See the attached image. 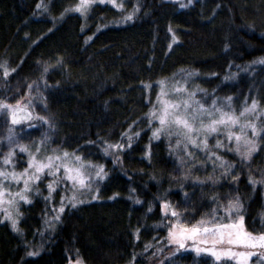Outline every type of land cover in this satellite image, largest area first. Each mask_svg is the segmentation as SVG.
Returning a JSON list of instances; mask_svg holds the SVG:
<instances>
[{
	"label": "trees",
	"instance_id": "trees-1",
	"mask_svg": "<svg viewBox=\"0 0 264 264\" xmlns=\"http://www.w3.org/2000/svg\"><path fill=\"white\" fill-rule=\"evenodd\" d=\"M77 3L0 0V65L10 69L5 77L0 68V100L15 104L39 86L59 150L103 164L107 178L91 186L98 191L77 189L82 202L66 201L58 220L53 206L72 194L71 183L61 180L48 198L51 178H41L39 192L20 205L22 231L0 214V264H156L158 248L162 255L178 249L166 246L173 218L162 215L163 200L180 213V224L211 225L226 222L220 205L238 196L247 230L264 233L262 141L248 158L225 140L227 147L216 149L213 139L209 149L188 148L189 157L176 137H153L158 123L148 117L156 84L189 71L198 74L204 92L195 97L205 105L231 97L237 109L253 99L264 107V64L257 62L264 58V0H126L122 9L93 6L86 19L67 13ZM258 124L264 128V117ZM105 142L124 145L117 164L103 154ZM209 150L233 165L228 173L218 161L213 168ZM14 160L23 169L27 156L17 151ZM174 263L212 260L188 253L166 264Z\"/></svg>",
	"mask_w": 264,
	"mask_h": 264
},
{
	"label": "snow or ice",
	"instance_id": "snow-or-ice-1",
	"mask_svg": "<svg viewBox=\"0 0 264 264\" xmlns=\"http://www.w3.org/2000/svg\"><path fill=\"white\" fill-rule=\"evenodd\" d=\"M189 3L192 0H188ZM91 3V0H81V3L77 5V9L83 13L87 10ZM114 3V0H113ZM39 6V5H38ZM186 7V5H181ZM132 13H129L125 19H130ZM258 63L264 64V58H260ZM0 68H3V75L6 77L10 71L6 65H0ZM47 71V68H45ZM191 75V73H188ZM227 79V77H225ZM160 85H164V81L159 82ZM31 89V85H29ZM39 86H37V92L40 99H43L42 93L38 91ZM171 92L178 95L176 100H162L161 97L164 95L163 88L160 94L157 96V101L160 103V108L153 109L148 113V117L155 119L159 122V126L155 127L152 130L153 137L159 139L162 132L172 135L173 132L178 137L176 140V147L183 145V150L187 153L189 157L192 156L191 152H188L189 145H192L200 149H209L208 137L213 133L219 134L220 132H225L227 140L231 141L233 138L236 141V146L234 151L239 152L241 157L248 158L251 156V153L256 148V142L253 139L247 137L246 128H251L253 135H258L259 131L256 127V124L253 122L245 121L241 123L240 119L234 115L232 112H226L223 107L218 106L217 100L212 99L210 105H205L199 99L195 97V90L188 91L187 87L180 84V82H175L171 89ZM229 108L231 107V97L223 98ZM32 105V98L26 101L25 104L21 105V101L17 100L15 104L7 103L6 100H0V109L7 110L11 115L12 125L19 124L23 120H31L33 113L29 111V106ZM257 107V101L252 100L251 105L243 108L240 116H243L245 113L253 112ZM20 113V115H18ZM37 119L39 121L46 122L48 124L49 130L54 128V124L49 121L46 116H39L37 114ZM151 122V120H150ZM238 125L240 128L239 132L232 131L233 126ZM29 128L35 127L34 124L29 123L27 125ZM8 143L15 147L14 137L15 131L12 126L8 128ZM138 135V133H136ZM243 138L244 150L241 151V141ZM131 135L128 136L129 143L131 142ZM49 140V137L45 133L43 141L41 143ZM22 152L28 153L27 167L23 168L21 171H16L14 166V156L15 152L13 147L9 148V151L3 155L0 160H2L3 165H12V168L9 170L5 167H0V210L3 211V219H7L11 222V226L14 231H22L19 228V217L22 213L19 211L18 202L24 201L26 203L31 202V197L28 195L29 192H39L36 182L41 179L42 174L47 171L49 175L55 177L54 180H50L47 184L48 189V198H51L55 187L61 180H66L71 182V187L73 189L70 196H61L59 207L53 206V211L55 213H62L65 208V203L70 202L74 207L76 204L81 203L82 201L78 199L77 189H87L89 191H98V189L93 190L92 184L98 179H103L107 173L104 171V166L101 164H93L92 162H85L81 156L75 153H69L63 150L52 149L50 154L43 155L40 158H37V154L40 153V147H37L35 152L29 150V148L23 144L18 145ZM122 144H109L105 142L104 151L107 152L108 149L123 148ZM170 149L173 145H169ZM216 148H225L227 145L220 139L215 140ZM208 158L212 160V166L215 169L217 167L216 162H219V167L223 169L224 173H228L229 169L233 165L227 162L224 157L220 156L218 152L209 150ZM183 163V157L180 158ZM63 169V176L58 174ZM92 169L94 171H88ZM219 177H217L218 179ZM233 180L236 179L235 176L232 177ZM199 179V178H196ZM248 179L253 185L257 183L251 175ZM5 181L9 183L15 182L19 185L22 182V187H18L16 191H11L9 187L5 185ZM134 191V190H133ZM96 196L93 195V199ZM5 205L7 207H5ZM223 208L226 216L230 217L232 210L235 209L238 213L242 205L240 203L239 197L237 196L233 200H229L227 206L223 204L220 205ZM151 210V206L149 211ZM213 213H216V209L212 210ZM161 213L162 215H167L170 213L172 217L177 218V223L174 226L168 227V237L167 243H175L179 247H184L183 241L192 238L196 239L198 236H210L216 235L217 240H212L211 243L216 244L217 242L226 241L227 244H240L245 247L255 248L259 245L261 248H264V233L259 235H254L250 232L244 230V217L239 216L238 220L232 222L230 220L227 224H215L212 223L209 225L208 222L201 220L197 224L191 226L182 225L178 222L180 213L172 207L171 203L168 200L161 201ZM54 220L59 219V215H56ZM215 216L213 217V220ZM46 227H53V223L46 221ZM139 229H137V233ZM138 238V237H137ZM205 243L209 241L205 240ZM153 245L148 243L145 245V248H151ZM197 252H200V248L195 249ZM204 252H211L217 260H220L222 256H231L234 259H238L240 264H248V258L253 255L250 251H234L231 247L222 248L219 251H216L214 248L205 247L202 249ZM157 251H160L158 248ZM39 252V248L35 251H29V255L35 256ZM261 257H264V252L260 253ZM261 264H264V261H261Z\"/></svg>",
	"mask_w": 264,
	"mask_h": 264
},
{
	"label": "rangeland",
	"instance_id": "rangeland-1",
	"mask_svg": "<svg viewBox=\"0 0 264 264\" xmlns=\"http://www.w3.org/2000/svg\"><path fill=\"white\" fill-rule=\"evenodd\" d=\"M125 1L126 0H114V3H113V0H91V3L89 5V7L87 8V10L85 12L81 13L77 9V5L81 3V0H78L77 5L73 8H71L70 10H68L67 13H75V14L79 15L80 17L86 19L88 16L90 8L93 6L109 4L110 6H112L114 8L122 9ZM181 8L184 9L186 7L181 6ZM129 13H132V11ZM127 16H128V14L125 17H127ZM125 17L123 20L124 23H126V20H128V19H125ZM188 73H191V75H188ZM197 77H198V74L196 71H189V72L181 73L171 80H163L165 82L164 85H160V83L158 82L156 84L157 88H156V97L154 99V109L158 110L160 108V103L157 101V96H158V94L161 93L162 88H163V92H164V95L161 97L162 100H176L179 98L177 94L170 91L172 85L175 82H180V84L186 86L188 91L195 90V95L197 92H204V90L195 83V79ZM149 87L150 86H147V89ZM38 91H39V93H42L43 99L39 98L37 90H34L33 92H30V90L29 91L26 90L25 92L27 94V99L19 98V96H16L17 97L16 100H20L21 105L25 104L26 101L29 99V97L32 98V105L29 106V111H31L33 113L31 120H23L19 124L12 125L10 113L7 110L0 109V158H2L3 155L9 151L10 147H13L12 145H9L8 139H7V136H8L7 130L9 128V126H12L14 128V131H15L14 144L16 146L13 147V151L15 152V156H16L17 151L22 152L18 146L19 144H23V145L27 146L29 148V150L32 152H35L36 148L40 147L41 151H40V153L37 154V158H40L43 155L50 154L52 149L59 150L58 143L56 142L57 140H56V127H55V125H54V128L49 130L48 124L46 122L39 121L37 119V114H39V116L48 117V119L50 121L49 116L44 112L45 95L43 92H41V89H38ZM6 100H7V103L13 104V101L11 99L8 98ZM217 104H218V106L223 107L226 112H232L234 115H236L240 119L241 123L248 121V122H253L256 124L257 129L260 130L258 135L254 136L251 128H246L244 131L246 132L247 137L249 139L255 140V142H256L255 151H258L257 145H259V141H262V144L264 145V128L260 127V125L258 124L259 119L261 117H264V107L262 108L257 104V107L253 112L245 113L243 116H240V113L242 112L243 108L248 107L251 104L250 105L243 104L238 109L235 106H233L232 100H231V107L230 108L224 99L223 100H217ZM18 115H20V113H18ZM155 121H157V120H155ZM36 122L41 123L39 127H38V124ZM29 123L34 124L35 127H33V128L27 127V125ZM51 123H52V121H51ZM157 123L159 126L158 121H157ZM232 131L239 132L240 131L239 126L238 125L233 126ZM48 132L51 133L50 136L48 135ZM45 133L49 137V140L41 143V141H43ZM160 136H168V137L173 136V137H176L178 139V137L175 135L174 132L172 135H168V134L162 132ZM217 138H220L223 142L225 140L226 143L231 146V151L234 153L236 152L238 154V156H240L239 152L234 151L235 146H236V141L234 138L231 141L227 140L225 132H223V131L220 132L219 134L213 133V134L209 135L208 140L213 139L214 147H215V140ZM109 144H114V143H109ZM104 148H105V145H104ZM263 148H264V146H263ZM189 149H191L192 151L206 150V149L196 148L192 145H189ZM216 149H219V148H216ZM220 149H222V148H220ZM121 150H122L121 148H116V149L110 148V149H108L107 152H105L103 149V154L107 157L114 158L115 160H112V161H113V163L117 164L119 161V160H117V158L119 157V152ZM243 150H244V146H243V138H242L241 151H243ZM22 153H24L27 156V160H28V158H29L28 153H26V152H22ZM69 153L71 154V153H75V152H69ZM75 154L81 156L85 162L90 161L93 164H99V163H96L92 160H88V159L84 158L80 153H75ZM27 160H26V166L25 167H27ZM101 165H103V164H101ZM14 166H15L16 171L22 170V169H18L16 160H14ZM0 167H5V168H8L10 170L12 168V165H3L2 160H0ZM88 171L91 172L94 170L88 169ZM58 175L63 176V169H61V172ZM44 176H49L51 178L50 180L55 179V177H53L52 175H49L47 171H45L42 174L41 178H43ZM106 178H107V175L103 179L97 178V180L95 182H93L92 185L96 184V182L105 181ZM40 180L36 182V185L40 182ZM50 180L46 181V186ZM68 182H70V181H68ZM5 185L7 187H9L11 191L14 192L17 190L18 187H22V182L19 185H17L15 182L9 183L8 181H5ZM59 186H61L60 182L57 184V186L55 188H58ZM81 190L89 191L87 189H81ZM32 193H34V191L29 192L28 195H30V197H31ZM90 193H91V191H90ZM94 195L96 196V193ZM22 203H26V202L19 201L18 202V208L19 209H20V205ZM5 207H7V206L5 205ZM241 213H242L241 209L239 210L238 213L236 212L235 209H233L230 217L226 216V214H225L224 220L226 222L221 223V224H227L230 222V220L232 222H235L236 220H238V217L241 216ZM0 214L2 215V219H3L4 213L2 210H0ZM61 214L62 213H55V216L59 215V219H60ZM165 216L173 218V219L169 220V226H174L177 223V220L174 219V217H172L170 215V213L165 215ZM3 220L5 222H9L11 225V222L9 220H7V219H3ZM53 225H54L53 227H51V228L47 227V228L50 231H54L55 224H53ZM243 225H244V230L249 232L245 226L244 221H243ZM254 235H259V234H254ZM217 239H218V237L216 235L198 236V238H196V239L188 238V239L183 241L184 247H179L174 242L171 244L166 242V246H173V247H176L178 249H176L171 255H167V254L162 255L163 248L160 247L159 248L160 251H156V253H155V256L160 258L156 264H166L169 262V260L174 259L178 256L186 255L188 253H192L199 258H209L212 260V264H240V261L238 259H234L231 256H227V257L222 256L220 260H217L211 252H204L202 250L205 247L214 248L216 251H219L220 249L227 248V247H231L234 251H250L253 253V255L248 258V264H261V261H264V257L260 256V253L264 252V248H261L259 245H257L255 248H253V247H245L244 245H240V244L229 245V244H227L226 241L217 242L216 244L211 243L212 240H217ZM205 240H207L209 242L205 243L204 242ZM196 248H200L201 251L197 252L195 250ZM70 264H84V263L82 262V260L80 258H77L76 260L71 261ZM174 264H176V263H174Z\"/></svg>",
	"mask_w": 264,
	"mask_h": 264
}]
</instances>
